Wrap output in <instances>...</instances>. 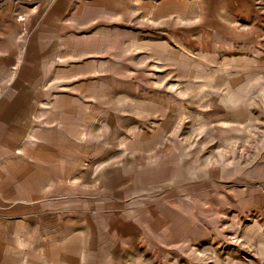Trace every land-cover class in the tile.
I'll return each mask as SVG.
<instances>
[{
    "label": "rangeland",
    "instance_id": "374dc122",
    "mask_svg": "<svg viewBox=\"0 0 264 264\" xmlns=\"http://www.w3.org/2000/svg\"><path fill=\"white\" fill-rule=\"evenodd\" d=\"M168 9L145 18L126 55L112 38V69L83 80L96 101L75 104L66 125L81 163L94 162L71 182L123 207L128 258L117 264H255L231 206L233 192L264 187V0Z\"/></svg>",
    "mask_w": 264,
    "mask_h": 264
},
{
    "label": "crops",
    "instance_id": "0c3cea01",
    "mask_svg": "<svg viewBox=\"0 0 264 264\" xmlns=\"http://www.w3.org/2000/svg\"><path fill=\"white\" fill-rule=\"evenodd\" d=\"M163 6L174 17L187 0H0V264L127 262L123 207L96 205L71 182L94 161L81 163L66 124L75 104L96 101L81 85L96 69H112L111 39H125L118 43L126 55L128 37L137 43L145 18L157 21ZM256 168L264 183V158ZM258 190L242 199L233 192L231 213L237 246L264 264Z\"/></svg>",
    "mask_w": 264,
    "mask_h": 264
}]
</instances>
